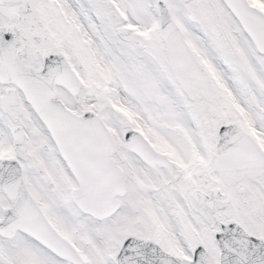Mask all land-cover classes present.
I'll list each match as a JSON object with an SVG mask.
<instances>
[{
  "label": "snow or ice",
  "instance_id": "obj_1",
  "mask_svg": "<svg viewBox=\"0 0 264 264\" xmlns=\"http://www.w3.org/2000/svg\"><path fill=\"white\" fill-rule=\"evenodd\" d=\"M0 264H264V0H0Z\"/></svg>",
  "mask_w": 264,
  "mask_h": 264
}]
</instances>
